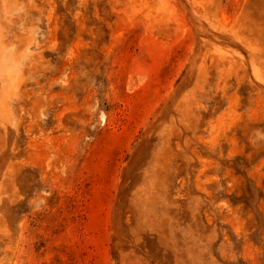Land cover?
<instances>
[{
	"label": "rangeland",
	"instance_id": "obj_1",
	"mask_svg": "<svg viewBox=\"0 0 264 264\" xmlns=\"http://www.w3.org/2000/svg\"><path fill=\"white\" fill-rule=\"evenodd\" d=\"M0 264H264V0H0Z\"/></svg>",
	"mask_w": 264,
	"mask_h": 264
}]
</instances>
